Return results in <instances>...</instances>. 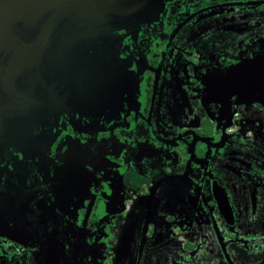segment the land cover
Returning a JSON list of instances; mask_svg holds the SVG:
<instances>
[{
    "label": "flooded vegetation",
    "instance_id": "af4514ba",
    "mask_svg": "<svg viewBox=\"0 0 264 264\" xmlns=\"http://www.w3.org/2000/svg\"><path fill=\"white\" fill-rule=\"evenodd\" d=\"M71 9L0 25V264H264V96L234 91L264 0H157L58 65Z\"/></svg>",
    "mask_w": 264,
    "mask_h": 264
},
{
    "label": "water",
    "instance_id": "95a60500",
    "mask_svg": "<svg viewBox=\"0 0 264 264\" xmlns=\"http://www.w3.org/2000/svg\"><path fill=\"white\" fill-rule=\"evenodd\" d=\"M154 1L157 2V0H0V25L3 26L2 29H6L11 27L16 20H19L21 35H24L25 32L29 34L33 28L38 27L36 23L33 24V20L30 17L33 11V15L35 13L39 15L41 12L52 13L58 2L68 3L72 9L66 16V21L61 23L57 30V34L60 29L62 30V37L48 38L47 42L51 45L47 46V42L44 44V47H48L52 53L54 51L60 52V54L58 53V56H60L55 58L59 65L60 57L64 60L62 51L65 50V47L62 42H69V50L74 46L73 39L83 38L81 41V43L84 42L83 48H74L72 50L81 52L84 48H87V51L90 50L92 52L96 47L95 38L100 42L101 51L108 52L110 51V47H108L110 43L111 45L116 44V42L120 43V38H125L135 31V25L132 21L142 17L146 7L152 2L154 3ZM74 25L76 31L72 32ZM62 38L65 39L62 40ZM20 40L22 41L21 46L25 47L32 38H21ZM54 40H58L55 45ZM6 58V56L0 55V60ZM251 66L252 68L249 71L247 70L242 77L241 75L239 77L236 75L237 81L234 83L240 82V86L234 91L240 94H247L248 92L259 93L262 97L264 96V55ZM35 110L32 109L30 111L34 115L31 119L36 120V125L38 123L37 130L40 131V122L45 114L46 106L36 105ZM34 120H31L32 124ZM30 125L31 122L29 121L25 123L21 121V130H31L29 128Z\"/></svg>",
    "mask_w": 264,
    "mask_h": 264
}]
</instances>
